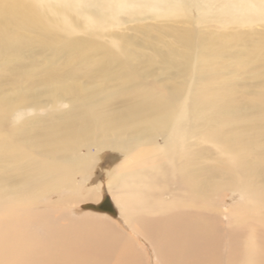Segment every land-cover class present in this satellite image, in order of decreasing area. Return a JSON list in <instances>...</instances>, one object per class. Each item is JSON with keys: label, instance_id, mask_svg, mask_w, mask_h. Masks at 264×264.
I'll return each mask as SVG.
<instances>
[{"label": "bare ground", "instance_id": "1", "mask_svg": "<svg viewBox=\"0 0 264 264\" xmlns=\"http://www.w3.org/2000/svg\"><path fill=\"white\" fill-rule=\"evenodd\" d=\"M253 19L264 0H0V264H109L102 246L111 255L121 235L58 223L103 149L123 150L109 200L81 207L120 217L153 264H264V104L231 110L251 53L235 46L264 32L227 29Z\"/></svg>", "mask_w": 264, "mask_h": 264}, {"label": "rangeland", "instance_id": "2", "mask_svg": "<svg viewBox=\"0 0 264 264\" xmlns=\"http://www.w3.org/2000/svg\"><path fill=\"white\" fill-rule=\"evenodd\" d=\"M215 17L216 14L212 15L211 18L209 19L208 23H202L199 26H201V29H203V31H205L207 28H212V23H215ZM148 20V19H147ZM164 19H161V23ZM213 20V21H212ZM211 21V22H210ZM148 22L153 23V20H148ZM136 23L138 22H130L127 23V25H123L119 28H114L115 30L113 31H117V32H127L130 35H132V30H131V26H135ZM211 23V24H210ZM213 23V24H214ZM251 26L247 27V26H242V25H238L239 27L236 26H228L227 29H239L242 31H248L250 30V34L251 32L258 33V32H264V22L259 21L257 19H253V21H251L249 23ZM130 29V30H129ZM109 31V29H106L103 31V34H106ZM252 34V35H254ZM97 39H102V38H98ZM235 49L239 50L242 53H246V52H251L250 55L248 56V62L245 65H240V59L238 58V61L235 63L236 67L238 69V76L235 82H237V91H238V95L236 98V104L238 106H236L235 104L231 106V110H235L238 112L239 118L241 117V115L239 114V111H243V109L240 108V106H245L249 104V101L251 99H257V98H261L262 102L264 104V43H262L261 41H259L255 46H249L244 48V44H240L239 46H235ZM44 52H49V50H43ZM242 55V54H240ZM246 55V54H245ZM46 56V55H45ZM58 59H62V57H57ZM232 60V59H231ZM237 60V59H236ZM210 76L207 78H212L211 76V72L208 71L205 73V75H209ZM231 76L234 77L233 71H231V73L228 72H223V74L220 77V82H222L224 79H231ZM163 83V82H162ZM147 85L150 87L151 90L155 89V91H157L158 93H161L162 96H164L166 93L165 92V88L161 87L159 85H151V83H147ZM230 87H232L230 85ZM255 104V102H253ZM260 108H262L260 106ZM248 110V109H247ZM261 113H263V110H260ZM237 122V121H236ZM235 122V123H236ZM116 149V148H115ZM117 152L115 150H111V149H103L102 151L97 152V161H96V167L95 169H93L91 171V176L90 178L87 180V183L85 185V183L83 182V178L80 175L75 176V181L76 183L79 185L78 188H81L82 193L81 195L76 199V201L78 202L77 207L74 209L75 212L72 211H67L66 209H64L62 207V211L59 210L58 211V223H60L61 227L63 230H66L68 228V224H69V220L66 216L70 217L72 219L73 218H77L79 219L78 221L81 222L82 226H96L99 227L101 230L105 231L103 232L104 234H109L110 231L112 233H116L118 235H121V243L120 246H118L117 249H115L111 255H110V250L106 249V246H102V248L104 249L105 253H106V257L104 258V262L108 259V257L110 256L109 259V264H153L152 262V258H151V250L152 247L150 246L149 248V244L148 242H146L144 239H142V237H139L138 235L135 234L134 230L131 229L130 227H127L124 223L123 220L120 219V217H113L111 216L109 213L107 212H97L99 213V216L96 213H93L92 211H88V209H83L81 207L82 204L85 203H94L97 199L99 194L100 199H102L103 195H106L108 198V191L105 189V184L108 181V179L111 176V172L118 171L116 169L120 168L121 164H122V159L119 156V152L123 151L121 149H116ZM124 151L126 152L125 155V159L126 161H129L130 157L129 155H127V153H131V155L136 154L134 149H132L130 152H128L127 150L124 149ZM80 152V151H78ZM81 153H85L84 149L81 150ZM87 154V153H86ZM99 161V162H98ZM112 170V171H111ZM95 171V172H94ZM114 171V172H115ZM93 173V174H92ZM101 185H100V184ZM99 184L101 187L98 191H96L94 189V187ZM85 191H90V194H86ZM99 192V194H98ZM228 191L224 190V189H219L216 191V193L214 194V198H213V204H214V208L215 211H213L212 214H214V219L220 223L221 225H224L226 222V219L223 217V214L219 213L222 211V206L224 201L227 199L228 197ZM60 197V195H59ZM61 199V198H60ZM62 200H66V196L62 197ZM109 200V198H108ZM64 210V211H63ZM86 210V211H85ZM102 215V216H101ZM98 216V218H97ZM72 226L73 223L71 224ZM252 226H255L252 224ZM65 227V228H64ZM76 231L80 230V227H76ZM111 228V229H110ZM61 229V230H62ZM114 230V231H112ZM129 243V244H128ZM128 244V247H125L124 249H126V253H124L123 255L120 254L121 252V246H124ZM102 245H106V244H102ZM103 257L98 256L95 261L93 262V264H101Z\"/></svg>", "mask_w": 264, "mask_h": 264}, {"label": "water", "instance_id": "3", "mask_svg": "<svg viewBox=\"0 0 264 264\" xmlns=\"http://www.w3.org/2000/svg\"><path fill=\"white\" fill-rule=\"evenodd\" d=\"M104 198L106 199V197L104 196ZM86 207L88 208V209H94V210H102V208L104 209V207L102 206V205H92V204H89V205H86ZM108 210V209H107ZM109 211L111 212V213H113V211L109 208Z\"/></svg>", "mask_w": 264, "mask_h": 264}]
</instances>
